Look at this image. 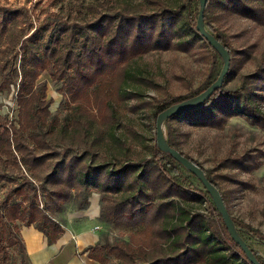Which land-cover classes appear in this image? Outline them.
<instances>
[{
  "label": "trees",
  "instance_id": "obj_1",
  "mask_svg": "<svg viewBox=\"0 0 264 264\" xmlns=\"http://www.w3.org/2000/svg\"><path fill=\"white\" fill-rule=\"evenodd\" d=\"M149 2L153 7L142 2L113 6L107 2L104 8L87 9L79 5V20L52 12L19 39V68L2 77L7 83L14 75L19 82L18 119L9 125L18 165L0 171V184L6 185L0 198V264H29L21 226L34 225L53 244L64 231L56 213L69 205L87 209L95 192L101 195V220L138 229L129 238L98 241L82 251L102 264H110V255L121 264H252L197 176L160 150L156 141L145 144L142 137L140 144L132 128L133 138L117 132L121 118L116 94L124 102L136 99L131 111L151 110L156 124L166 108L208 88L223 66L220 54L196 29L200 0H181L175 6L163 0ZM29 14L0 6V33L17 23L26 24ZM226 16L264 27V0L208 1L205 24L229 50L230 69L209 100L168 118L165 134L169 144L199 165L218 187L241 236L264 264L250 241L264 245V233L231 213L211 169L184 152L177 137V124L220 129L233 117L264 130V111L258 104L264 95V60L255 64L253 72L239 74L253 54L235 46L217 26ZM199 43L209 48L203 56L209 71L202 86L189 94L174 95L154 78H139L133 71L137 59L152 50L193 52ZM44 71L62 83L69 104L64 116L53 114L46 83H37ZM237 77L238 85L231 84ZM129 82H145L164 95L143 100L141 92L124 87ZM249 151L229 150L217 163L224 168L257 169L260 162ZM205 204L206 210L197 209Z\"/></svg>",
  "mask_w": 264,
  "mask_h": 264
},
{
  "label": "rangeland",
  "instance_id": "obj_2",
  "mask_svg": "<svg viewBox=\"0 0 264 264\" xmlns=\"http://www.w3.org/2000/svg\"><path fill=\"white\" fill-rule=\"evenodd\" d=\"M163 1L172 6L181 2V0ZM107 2L109 6L142 2L150 8L153 7L149 0H0V6L30 11L26 24L17 23L7 33H0V171H12L18 165V156L13 146L9 125L18 119L17 83L19 79L13 75L6 83L2 77L3 73L19 68L20 42L52 12H59L68 20H79V5L86 9L90 5L104 8ZM219 23L217 26L219 25L231 36L235 46L248 49L253 54V58L245 61L240 67L239 74L253 72L255 64L264 60V27L250 20L232 16L222 17ZM208 50V46L202 43L197 44L193 52L152 50L137 59V62L133 64V71L139 78H154L174 95H186L202 86L206 79L209 62L203 56ZM2 65L4 67H1ZM37 83L39 85L46 83L47 98L52 101L50 109L53 114L60 117L66 115L69 104L62 94V83L52 80L47 71L40 75ZM238 83L237 77L231 84L238 85ZM124 87L127 90L141 92L143 100L150 101L164 95L163 90L148 87L145 82H129L124 84ZM116 99L120 104L121 118L117 132L131 134L130 128H132V132L139 138H136L139 141L134 139L136 146L137 141L142 143L140 142L142 137L145 144L155 142L156 124L150 114L151 110L131 111L129 106L136 99L124 102L117 94ZM258 104L264 111V95ZM131 136L133 138L132 134ZM177 137L179 146L184 152L199 160L204 167L211 169L212 175L224 191L231 213L264 233V157L261 153H264V130L250 125L242 117H233L220 129L177 124ZM229 150L238 153L250 150L249 152L257 156L256 160L260 162V166L252 170L220 167L217 159L226 156ZM5 190L6 185L0 184V198ZM93 197L101 200L98 192L93 193ZM206 208L208 204L197 207L199 210H206ZM70 209L76 210L74 206L69 205L66 210L56 213V217L63 224L65 219L62 215ZM100 230L102 233L100 240L111 242L129 238L131 234L138 232V229L122 223L105 221L101 223ZM250 241L264 259V245L256 240ZM109 258L110 264H121V261L113 255Z\"/></svg>",
  "mask_w": 264,
  "mask_h": 264
},
{
  "label": "water",
  "instance_id": "obj_3",
  "mask_svg": "<svg viewBox=\"0 0 264 264\" xmlns=\"http://www.w3.org/2000/svg\"><path fill=\"white\" fill-rule=\"evenodd\" d=\"M209 0H200V8L196 22V29L203 36L205 40L209 42V44L217 50L223 60V66L221 71L217 77V79L205 90H203L198 95L190 97L181 102L172 104L164 111H162L156 120V142L158 147L163 152L170 153L176 160H178L185 168H187L191 173L198 177V179L202 182L205 189L210 193L212 200L215 204V207L222 215L223 221L228 229L230 236L233 240L241 246L243 251L246 254L247 259L252 264H262L260 259L256 256L254 251L250 248L245 239L241 236L237 225L232 218L227 205L224 201V198L218 189V187L207 177L205 171L193 162L191 159L183 155L180 150L172 147L166 137L165 134V122L168 118L184 112L191 110L195 107H198L205 103L213 92L222 87L225 81V77L229 72L231 65V54L226 46L207 28L205 24V10Z\"/></svg>",
  "mask_w": 264,
  "mask_h": 264
},
{
  "label": "crops",
  "instance_id": "obj_4",
  "mask_svg": "<svg viewBox=\"0 0 264 264\" xmlns=\"http://www.w3.org/2000/svg\"><path fill=\"white\" fill-rule=\"evenodd\" d=\"M100 203V199L91 197L87 209H70L63 213L64 231L53 244H49L45 234L34 225L21 226L20 235L29 264H102L89 257L88 252L82 253L87 246L101 241Z\"/></svg>",
  "mask_w": 264,
  "mask_h": 264
}]
</instances>
